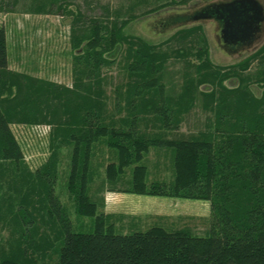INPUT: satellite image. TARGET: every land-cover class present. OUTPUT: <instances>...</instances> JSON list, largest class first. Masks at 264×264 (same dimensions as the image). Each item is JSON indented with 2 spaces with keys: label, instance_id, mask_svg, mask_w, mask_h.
Returning a JSON list of instances; mask_svg holds the SVG:
<instances>
[{
  "label": "trees",
  "instance_id": "trees-1",
  "mask_svg": "<svg viewBox=\"0 0 264 264\" xmlns=\"http://www.w3.org/2000/svg\"><path fill=\"white\" fill-rule=\"evenodd\" d=\"M55 1L33 0L32 10L47 12ZM15 2L5 3L11 9ZM3 3L0 0V10ZM71 11L73 46L78 49L73 55L71 86L11 70L6 31L0 26V161L17 167L23 159L12 123L52 126L61 132L58 145L62 141L71 144L67 188L75 195L77 211L94 218L93 229L71 230L53 182H48L45 198L57 217L62 242L57 259L42 264H264V69L257 78L263 88L259 97L245 78L233 72L247 69L249 61L264 52V45L227 67L213 64L202 47L196 53L204 56L196 77L173 95L165 91L159 77L169 54L139 36L124 34L128 18L87 21L82 13L74 16ZM193 31L201 34L194 26L178 30L172 38L184 41ZM120 44L126 45L125 68L130 76L128 114L119 123L106 121L101 68L113 62L106 53ZM231 75L238 77L239 85L226 86L224 81ZM202 85L209 88L202 89ZM4 87L9 94L4 95ZM198 102L203 121L199 118L196 127L180 132L190 105ZM148 116L158 124L154 132L140 129L139 122ZM100 138H106L116 152V159L105 166L108 182L116 183L123 168L133 164L129 188L124 191L209 201L208 234L160 225L115 233L103 214L96 212L97 204L87 192L92 147ZM151 147L172 150L170 180L147 182L142 159ZM49 161L46 166L54 167L55 160ZM0 264L36 263L4 258Z\"/></svg>",
  "mask_w": 264,
  "mask_h": 264
},
{
  "label": "rangeland",
  "instance_id": "rangeland-1",
  "mask_svg": "<svg viewBox=\"0 0 264 264\" xmlns=\"http://www.w3.org/2000/svg\"><path fill=\"white\" fill-rule=\"evenodd\" d=\"M227 1L231 0H56L47 12H34L33 0H16L11 9L5 3L0 10V26L6 31L8 67L71 86L73 55L78 49L73 46L72 15L68 10H72L74 16L82 13L87 21L90 18H128L124 34L139 36L169 54L159 77L165 91L177 95L196 77V67L204 58L196 53L202 47L207 49L213 64L227 67L242 62L264 45V21L249 42L232 45L222 41L218 18L199 15L210 5ZM257 1L264 14V0ZM194 26L201 34L193 31L184 41L172 38L178 30ZM125 48V44H120L106 53L113 62L101 68L106 121L119 120L128 114L130 75L125 68ZM263 54L251 59L247 69L233 70L245 78L257 97L263 90L257 80L264 69ZM224 83L234 87L239 85V80L231 75ZM200 88L208 89L209 85ZM3 93L9 94V88L4 87ZM190 106L180 132L196 127L199 118L203 121L200 103ZM139 125L147 132L156 131L158 126L149 116ZM11 129L21 146L23 159L17 167L10 161H0V261L12 258L42 264L57 259L62 242L57 217L51 213L45 198L48 182H53L54 193L70 218L71 230L93 229L94 218L77 211L75 195L67 188L71 144L62 141L58 145L62 140L61 132L52 130L46 123L34 122L12 123ZM92 151L87 192L97 204L96 212L103 214L115 233L160 225L169 230L183 228L196 235L208 234L209 201L124 191L129 188L133 164L123 168L116 183H110L105 178V166L116 159L115 150L107 145L106 138H100L93 144ZM50 159L55 160L54 167L46 166ZM142 163L147 166L148 183L172 178L171 149L151 147Z\"/></svg>",
  "mask_w": 264,
  "mask_h": 264
},
{
  "label": "flooded vegetation",
  "instance_id": "flooded-vegetation-1",
  "mask_svg": "<svg viewBox=\"0 0 264 264\" xmlns=\"http://www.w3.org/2000/svg\"><path fill=\"white\" fill-rule=\"evenodd\" d=\"M231 1L221 2L219 3L220 5L218 4L210 5V7H207L205 9H210V11L213 14H215L216 18L218 17V19L221 22V29L223 27V21L222 19H220L219 16H224L227 10L231 14L238 15L237 17L234 18L233 22L231 23L232 31L228 35L229 42H224L221 36V29H220V36L224 43L235 45V44L249 42L252 36L254 35V32H257L260 30L261 23L264 21L263 8H262V12L260 13L259 12L260 8L257 7L256 4L252 2H248V1H244L242 3H235L229 7H222L223 4L231 2ZM234 7H235V10L233 9ZM259 18H262V20H258ZM251 31H252V34L249 36L248 32H251Z\"/></svg>",
  "mask_w": 264,
  "mask_h": 264
},
{
  "label": "water",
  "instance_id": "water-1",
  "mask_svg": "<svg viewBox=\"0 0 264 264\" xmlns=\"http://www.w3.org/2000/svg\"><path fill=\"white\" fill-rule=\"evenodd\" d=\"M244 1H248V2H252L254 4L257 5V7H259V12L261 13L262 12V6L258 3L257 0H233L231 2H228V3H225L223 4L222 7H229V6H232L233 4L235 3H242ZM220 5V4H218ZM235 10V7L233 8ZM232 9V11H233ZM199 14V13H198ZM199 15H207V16H215V14H213L210 9H204ZM238 15H234V14H231L228 10L226 11L225 15L224 16H219L220 19H222L223 21V27L221 29V36L224 40V42H229L228 41V35L231 33L232 31V22L234 20L235 17H237ZM216 17V16H215ZM218 18V17H217ZM258 20H262V18H259ZM252 34V31L251 32H248V35L250 36Z\"/></svg>",
  "mask_w": 264,
  "mask_h": 264
},
{
  "label": "crops",
  "instance_id": "crops-1",
  "mask_svg": "<svg viewBox=\"0 0 264 264\" xmlns=\"http://www.w3.org/2000/svg\"><path fill=\"white\" fill-rule=\"evenodd\" d=\"M8 47V46H7ZM7 52H8V48H7Z\"/></svg>",
  "mask_w": 264,
  "mask_h": 264
}]
</instances>
